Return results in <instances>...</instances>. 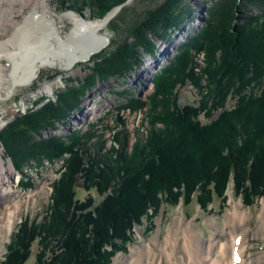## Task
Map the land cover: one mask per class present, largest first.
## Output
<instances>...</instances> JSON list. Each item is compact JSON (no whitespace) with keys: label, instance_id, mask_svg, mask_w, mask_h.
I'll return each instance as SVG.
<instances>
[{"label":"trees","instance_id":"16d2710c","mask_svg":"<svg viewBox=\"0 0 264 264\" xmlns=\"http://www.w3.org/2000/svg\"><path fill=\"white\" fill-rule=\"evenodd\" d=\"M67 1L70 11L87 10L100 20L121 5L108 23L112 49L91 56L89 74L69 80L55 100L35 102L36 108L0 131V146L18 170L31 161L41 167L64 160L47 214L41 222L26 218L19 225L1 264H26L38 236L35 264H109L110 256L131 242L130 226L141 222L147 203L158 207L162 200L173 204L183 196L205 207L223 196L230 177L246 189L245 201L253 203L264 189V0H217L206 8L201 27L152 79L147 118L162 127L151 130L132 153L122 154L120 164L108 148L104 151L95 121L62 135L44 137L43 131L57 122L66 125L83 96L101 81L131 75L146 55L155 54L159 41L188 23L190 5L161 0L137 12L138 0L132 5L126 0ZM250 6L262 12L248 16ZM200 52L204 66L196 71ZM187 84L199 91L196 106L177 101ZM229 98L235 102L227 107ZM145 106L134 98L126 108ZM77 174L84 189H97L101 201L95 204L91 194L76 197ZM20 183L23 189L33 186L25 177Z\"/></svg>","mask_w":264,"mask_h":264},{"label":"rangeland","instance_id":"374dc122","mask_svg":"<svg viewBox=\"0 0 264 264\" xmlns=\"http://www.w3.org/2000/svg\"><path fill=\"white\" fill-rule=\"evenodd\" d=\"M19 1L21 0H11L12 4L5 7L4 11L0 9V33L4 34V38L1 40L10 38L13 42L23 41V46L30 48V60H27L28 63H21V65L23 64L21 70L13 73L14 75L10 73L11 78L7 76L8 79H3L9 87L11 86L14 89L9 98L5 99L0 96V131L12 123L20 114L36 108L35 102L41 99L44 101L55 100L69 80L85 78L89 74L88 67L92 65V62H89L91 57L85 62H78L74 67L68 68L66 66L71 57L75 54H81L78 52L79 50L87 48L96 40L95 34L87 32L86 28L79 27V30H76L75 20L71 16L72 13L78 16V19L102 22L113 13L116 15L118 12L111 10L112 12L107 18L100 20V18L91 17L87 10L70 11L68 9L70 3L67 0H47L49 10L46 13V18L53 20L56 27V31L48 32L43 26L44 22L33 17L35 7L29 6L23 10ZM36 1L41 2L42 0ZM133 1L136 0H130L127 5H132ZM159 1L161 0H138L136 11L153 6ZM187 1L190 5L188 23L174 37L159 41L155 54L146 55L131 75L126 78H108L98 83L88 94L83 96L79 108L76 110L77 112H74L72 116L70 114L72 118L70 117V121L66 125L57 122L44 130L42 136L67 134L76 128L83 129L88 122L95 121L98 123L96 124L97 131L99 130L102 135L100 141L104 142V151L105 148H108L107 153L110 158L116 164H120L122 154L132 153L135 146L140 144V141L143 143L148 140L151 130L161 128V123L152 126L149 122L150 118H147L149 109L147 98L153 91L152 79L155 73L170 61L181 43L197 32L207 16L206 8L217 0ZM245 9L248 10L245 12L248 16H254L262 12V8H256L255 6ZM10 15H19L20 18L12 26L9 25L4 28L2 25L4 18H9ZM201 17H203L202 21ZM109 21L100 31L102 35L109 38L110 43L107 48L101 51L112 49V32L108 29ZM73 33L75 37L68 44L58 42L60 38L68 39ZM37 41L38 43H36ZM2 48L0 47V50ZM203 61L204 53L200 52L196 58V63L200 68L204 66ZM11 62V59L7 57L3 56L1 58L0 74L4 73L1 71L4 69L3 66L9 67ZM35 63L42 66L38 76L27 86H15L13 84L14 76L16 78V75L18 77L32 70L31 67ZM196 70L198 71V67H196ZM202 84H204V81H202ZM134 98L147 103V106L136 110L126 108L127 104ZM177 99L180 105L190 104L196 106L200 94L195 87L187 84L180 87ZM234 102L235 99L229 98L226 106L230 107ZM117 113L123 121L122 126L116 120ZM199 118L202 122L206 120L205 115L202 113ZM120 130H123V135H121ZM114 134H118L120 138L114 139ZM123 136L125 138H122ZM121 142H123L122 147H120ZM0 150L4 162L7 165L12 164L15 177L12 179L14 182L9 183L6 188L8 191L7 197L4 195L3 198H0L2 200H0L1 263L6 251L5 246L20 219H24L25 216L33 219L38 216V220H42L45 217L46 209L50 204L51 185L53 181L58 179L59 172L64 170V160L55 161L52 165L45 161L41 167H38L35 161H31L27 166L18 170L4 153L2 146H0ZM24 177L32 181L33 186L31 188L23 189L21 187L20 182ZM79 179L81 180V178ZM228 183L232 185V183L235 184V181L230 177ZM244 190L247 194L246 189ZM75 193L79 199H85L91 194L95 204L102 199V195L98 194L95 188L84 189L76 186ZM226 194V202L223 203L217 198L206 211L196 205L191 207H185L182 204L177 206L167 205V201L164 200L160 202L158 207H152L150 203H147L141 222L133 223L130 226L129 236L132 244L126 248V252L117 251L112 254L109 264H146L152 259L159 260V258L163 260V264H187L189 255L185 248L189 236L194 241L201 242L203 256L207 257L208 261L220 260L221 248H224L226 243L230 244L233 241V238H230V233L233 230V225L237 222V213L241 214V217L246 215L244 217L245 222L241 219L239 221H242L241 224L244 223L246 229L249 228L248 225L250 226L249 238L244 252V263L252 264L254 259L264 255V229H262L264 196L249 207L241 202L242 199L235 195L231 187ZM163 205H166V207L163 208ZM10 210L14 212L12 227L7 223L9 222ZM170 239L173 241L178 240V244L173 246ZM40 242L41 237L38 236L37 240L31 245L32 254L26 264H35ZM197 246L200 247V245ZM169 247L177 250L178 254L175 255L177 259L173 258L174 260H171L167 257L165 252Z\"/></svg>","mask_w":264,"mask_h":264},{"label":"bare ground","instance_id":"6f19581e","mask_svg":"<svg viewBox=\"0 0 264 264\" xmlns=\"http://www.w3.org/2000/svg\"><path fill=\"white\" fill-rule=\"evenodd\" d=\"M19 2L21 3L20 6H21V8H23V10L28 8L29 6L35 7V13H34L33 17L35 19H37L38 21L44 22L43 26L45 27V29L48 32H52L53 30L56 31L55 22L53 20H49L46 18V13L49 10L47 8V0H42L41 2H37L36 0H21ZM9 4H12L11 0H0V9L4 11L5 7H7ZM20 13H21V11H20ZM114 15L115 14L113 13L105 21L96 22V21H90V20H86V19H78L79 17L72 13L71 16L75 20L76 30H79L78 29L79 27L86 28L87 32H91V33L95 34L96 40L91 45H89L87 48L79 50L78 52H80L81 54H75L73 57H71L67 63L68 65H66L68 68L74 67L78 62L87 61L93 54H95L97 52H101V50L108 47L110 40L105 35H102L100 30L106 26L107 22ZM19 18H20L19 15L18 16L17 15H13V16L10 15L9 18H4V22L2 21L3 22L2 25L4 26V28H6V26H9V25L12 26L14 23H16V21ZM49 35H50V33H49ZM74 37L75 36L73 33L68 37V39L60 38V40H58V42L68 44L70 42V40L73 39ZM2 38H4V34L0 33V47H3L2 50H0V61H1V58L3 56L11 59V61H12L11 65H9V67L3 66L4 69L1 71L4 73L0 74V79H1L0 80V96L7 99L11 96V93L13 92L14 88L11 86L9 87L6 84V82L3 81V79H5L7 76H9L10 73L13 74V73L17 72L18 70H21L20 68H22V65L24 64V62L28 63L27 60L30 58V56H29L30 48H28V46L27 47L23 46V41L13 42L10 38L5 39V40H1ZM25 42L27 43V41H25ZM36 43H38V41ZM36 43H34V44H36ZM30 46H32V45L30 44ZM37 49H36V51H37ZM21 63H23V64L21 65ZM41 67L42 66H39L36 63L33 64V66L31 67L32 70H29L28 72H25L24 74H22L18 77L16 75V78L14 76L13 84L15 86H27V85H29L38 76V74H39L38 72H39ZM9 78H11V75L9 76ZM6 79H8V78H6ZM11 88H12V90H11ZM13 171H14V168H13L12 164L7 165L4 162V159L1 156V150H0V198H3L4 195L6 196V194H8V191L6 188H7L8 184L13 181L12 179L15 178ZM10 212L11 213L9 214V220H8L9 222H7V223L9 224L10 227H12L14 212H12V210H10ZM236 216H237V220H236L237 222L233 225V230L230 233V238H233V241H231L230 244L226 243V245H224L225 247L221 248L222 249V252H221L222 255L220 257V260H215V261L213 260L214 262L213 261L211 262L210 260L208 261L206 259L207 257L203 256L202 247L200 244L201 242L200 241H194L189 236V240L187 241L188 244L185 248V251L189 255V257L187 258L188 259L187 264H235V263H233V259H232L234 253H238V255H240L239 256L240 260L237 264H245L244 263V261H245L244 252H245V247L247 246L246 243L248 241V238H247L248 229H246L247 227H245L243 225L244 223L241 224L242 221H239V220L241 219L244 221V217H246V215H242V217H241V214L237 213ZM262 226H263L262 229H264V212H263V217H262ZM236 238H239V242L235 241ZM170 241L172 242L173 246H174V244H178V240L173 241L172 239H170ZM197 245H200V247H198ZM151 248H153V247L151 246ZM165 254L167 255V257L169 259L174 260L175 258L177 259V257L175 255L178 254V252H177V250L169 247L166 250ZM166 255H165V257H166ZM163 259H164V257H163ZM161 262H162V260H161V258H159V260L158 259H152L151 261H148V263H146V264H161ZM175 262H177V261H175ZM179 263H181V262H179ZM252 264H264V255L259 256L258 258L254 259Z\"/></svg>","mask_w":264,"mask_h":264},{"label":"water","instance_id":"95a60500","mask_svg":"<svg viewBox=\"0 0 264 264\" xmlns=\"http://www.w3.org/2000/svg\"><path fill=\"white\" fill-rule=\"evenodd\" d=\"M129 1H130V0H126L125 3L129 2ZM120 7H121V5H118V6H116L113 10L118 11V10L120 9ZM202 20H203V17H201V21H202ZM117 122H118L121 126L123 125V121H122V119L119 117L118 114H117ZM122 145H123V142L120 143V147H122ZM79 178H80V176L77 175L76 178H75V184H76L77 186L84 187V184H83L82 182L79 181Z\"/></svg>","mask_w":264,"mask_h":264}]
</instances>
